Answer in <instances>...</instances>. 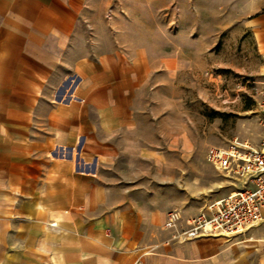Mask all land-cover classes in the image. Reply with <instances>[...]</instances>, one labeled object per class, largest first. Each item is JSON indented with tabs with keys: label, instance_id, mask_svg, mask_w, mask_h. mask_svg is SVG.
Segmentation results:
<instances>
[{
	"label": "crops",
	"instance_id": "0c3cea01",
	"mask_svg": "<svg viewBox=\"0 0 264 264\" xmlns=\"http://www.w3.org/2000/svg\"><path fill=\"white\" fill-rule=\"evenodd\" d=\"M175 1L146 0L141 13L164 14L158 30H170ZM89 8L0 0V264H197V242L164 229L168 212L139 206L124 193L134 185L102 176L119 129L134 125L141 80L153 62L166 68L178 57L135 44L132 20L124 39L86 47L87 27L97 26ZM240 19L233 33L248 32L243 44L264 80V0H250Z\"/></svg>",
	"mask_w": 264,
	"mask_h": 264
},
{
	"label": "rangeland",
	"instance_id": "374dc122",
	"mask_svg": "<svg viewBox=\"0 0 264 264\" xmlns=\"http://www.w3.org/2000/svg\"><path fill=\"white\" fill-rule=\"evenodd\" d=\"M249 1L176 0L165 13L175 28L162 31L158 26L164 14L148 21L149 15L141 13L146 0H89L87 22L97 26L87 27L86 47L106 48L115 36L124 39L132 20L135 44L149 41L153 45L144 48L151 54L178 57L167 61L166 68L153 62L155 67L141 80L133 95L134 125L119 129L116 155L102 167V176L134 185L124 193L150 211L180 210L183 226L185 219L241 185L230 171L206 160L207 148L237 137L251 144L260 141L262 113L254 81L262 80V74L243 44L248 32L233 33ZM82 42L80 34L79 47ZM193 240L197 264H264V221L234 236Z\"/></svg>",
	"mask_w": 264,
	"mask_h": 264
},
{
	"label": "built area",
	"instance_id": "2783aa9c",
	"mask_svg": "<svg viewBox=\"0 0 264 264\" xmlns=\"http://www.w3.org/2000/svg\"><path fill=\"white\" fill-rule=\"evenodd\" d=\"M254 90L262 113L260 141L251 144L237 137L226 145H210L205 155L216 169L230 171L239 178L241 185L209 203L205 211L185 219L186 226L182 224L184 217L180 210L168 211L164 229L172 233V239L234 236L264 221V80H255Z\"/></svg>",
	"mask_w": 264,
	"mask_h": 264
}]
</instances>
